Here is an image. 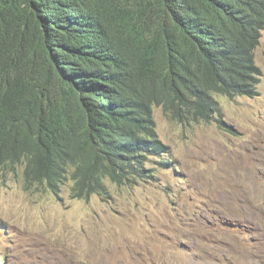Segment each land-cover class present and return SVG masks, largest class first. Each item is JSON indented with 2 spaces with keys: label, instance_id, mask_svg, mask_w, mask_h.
Masks as SVG:
<instances>
[{
  "label": "trees",
  "instance_id": "trees-1",
  "mask_svg": "<svg viewBox=\"0 0 264 264\" xmlns=\"http://www.w3.org/2000/svg\"><path fill=\"white\" fill-rule=\"evenodd\" d=\"M263 29L264 0H0V170L83 199L152 176L155 107L222 128Z\"/></svg>",
  "mask_w": 264,
  "mask_h": 264
},
{
  "label": "rangeland",
  "instance_id": "rangeland-1",
  "mask_svg": "<svg viewBox=\"0 0 264 264\" xmlns=\"http://www.w3.org/2000/svg\"><path fill=\"white\" fill-rule=\"evenodd\" d=\"M255 59L261 93L218 94L222 128L155 107L171 164L146 179L58 198L2 168L0 264H264V29Z\"/></svg>",
  "mask_w": 264,
  "mask_h": 264
},
{
  "label": "clouds",
  "instance_id": "clouds-1",
  "mask_svg": "<svg viewBox=\"0 0 264 264\" xmlns=\"http://www.w3.org/2000/svg\"><path fill=\"white\" fill-rule=\"evenodd\" d=\"M261 82H262V80H261ZM261 89H262V87H261ZM221 104V103H220ZM158 131V130H157ZM54 195V194H53ZM55 196V195H54Z\"/></svg>",
  "mask_w": 264,
  "mask_h": 264
}]
</instances>
